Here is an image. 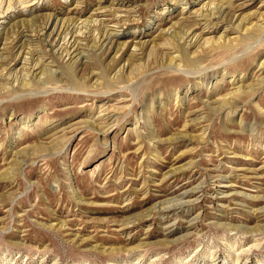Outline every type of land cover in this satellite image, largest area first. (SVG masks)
<instances>
[{
  "label": "rangeland",
  "instance_id": "rangeland-1",
  "mask_svg": "<svg viewBox=\"0 0 264 264\" xmlns=\"http://www.w3.org/2000/svg\"><path fill=\"white\" fill-rule=\"evenodd\" d=\"M0 264H264V0H0Z\"/></svg>",
  "mask_w": 264,
  "mask_h": 264
},
{
  "label": "bare ground",
  "instance_id": "bare-ground-1",
  "mask_svg": "<svg viewBox=\"0 0 264 264\" xmlns=\"http://www.w3.org/2000/svg\"><path fill=\"white\" fill-rule=\"evenodd\" d=\"M29 1H32V0H21V3H25L26 4V2H29ZM2 13V12H1ZM5 14V13H4ZM76 50H79V48L78 47H76ZM76 56L77 55H79L78 57H80V59H81V61H82V59L84 58V54H82L80 51H78L76 54H75ZM40 77H43V76H40ZM39 77V78H40ZM51 77H49V79H50ZM45 79V78H44ZM48 79V80H49ZM39 80V79H38ZM46 80V79H45ZM40 81V80H39ZM83 84V83H82ZM173 207L174 206H168V207H165V208H160V210H163V211H166V210H172L173 209Z\"/></svg>",
  "mask_w": 264,
  "mask_h": 264
}]
</instances>
